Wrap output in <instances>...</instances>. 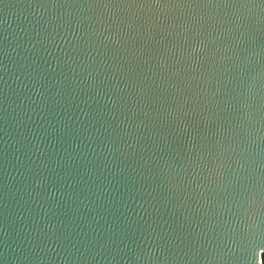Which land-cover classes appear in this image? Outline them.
I'll return each instance as SVG.
<instances>
[{"label": "water", "instance_id": "1", "mask_svg": "<svg viewBox=\"0 0 264 264\" xmlns=\"http://www.w3.org/2000/svg\"><path fill=\"white\" fill-rule=\"evenodd\" d=\"M264 0H0V264H263Z\"/></svg>", "mask_w": 264, "mask_h": 264}, {"label": "trees", "instance_id": "2", "mask_svg": "<svg viewBox=\"0 0 264 264\" xmlns=\"http://www.w3.org/2000/svg\"><path fill=\"white\" fill-rule=\"evenodd\" d=\"M262 263L264 264V255H263V257H262Z\"/></svg>", "mask_w": 264, "mask_h": 264}]
</instances>
